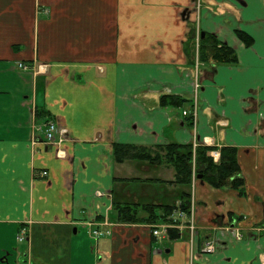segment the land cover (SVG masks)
Here are the masks:
<instances>
[{
    "label": "crops",
    "instance_id": "crops-1",
    "mask_svg": "<svg viewBox=\"0 0 264 264\" xmlns=\"http://www.w3.org/2000/svg\"><path fill=\"white\" fill-rule=\"evenodd\" d=\"M202 32L233 48L237 63L198 71ZM188 109L195 121L182 115ZM45 120L57 128L51 142L35 129ZM193 141L236 148L244 196L198 176L170 183L166 163L113 157V144L153 151ZM183 193L191 244L189 217L177 238L153 236ZM126 205L139 221H121ZM22 228L17 251L9 240ZM93 229L109 234L94 238ZM15 258L264 264V0H0V264Z\"/></svg>",
    "mask_w": 264,
    "mask_h": 264
},
{
    "label": "trees",
    "instance_id": "trees-1",
    "mask_svg": "<svg viewBox=\"0 0 264 264\" xmlns=\"http://www.w3.org/2000/svg\"><path fill=\"white\" fill-rule=\"evenodd\" d=\"M237 37L244 45L249 46L252 38L242 31H237ZM199 59L201 62L212 64L233 65L237 63V56L233 48L219 41L213 34L204 33L199 40ZM165 102L170 104H182L185 100L175 96H163ZM162 101V103H165ZM157 150L152 153L151 150L144 147L131 145L113 144V157L115 162L121 163L125 159L145 160L151 164H160L163 159L166 164L173 167L175 171L174 181L179 185L188 186L192 180L193 172L195 176H201L202 180L215 189L230 188L237 191L239 196L245 195V180L237 162V150L232 146H222L219 148V160L214 162L209 156L213 147L198 145L193 147L191 144L169 143L156 146ZM194 152V160H193ZM163 154V155H162ZM191 199L188 193L181 194L178 206L169 207L165 214L167 223H171L169 218L173 212L182 211L190 213ZM121 221L134 223L136 219L130 208L126 205L119 208ZM151 212V211H150ZM149 212V213H150ZM151 214V213H150ZM152 215V214H151ZM152 217V216H151ZM149 224L155 223L150 217L146 220ZM169 239H175L178 236L174 228L167 229Z\"/></svg>",
    "mask_w": 264,
    "mask_h": 264
},
{
    "label": "built area",
    "instance_id": "built-area-1",
    "mask_svg": "<svg viewBox=\"0 0 264 264\" xmlns=\"http://www.w3.org/2000/svg\"><path fill=\"white\" fill-rule=\"evenodd\" d=\"M18 67L19 68H22V69H26L27 68V65H23V64H18ZM197 86L195 85V88ZM183 115H187L189 117H191V119H195V110H192L191 113L189 112H185L183 111ZM37 131H40L44 134V137L46 139V141L48 142H51L55 139V135L57 133V128H56V125L55 123L52 121V120H45L43 123H41V125H37L36 128H35ZM195 145V144H194ZM210 156L212 157V159L214 161H217L218 160V152L217 151H212L210 153ZM40 175L41 177H44L47 175V172L46 171H42L40 172ZM180 217L184 216V212H179L178 214ZM191 230L194 228L193 227V223L191 222L188 226ZM165 233L166 235V230L164 229L163 231L161 229H155L153 230V235L154 236H160L161 234ZM93 234L94 235H101V232H98L96 230L93 231ZM26 236V230L24 228H22L20 231H19V235L17 237V240L18 241H22ZM205 251L207 253H212L214 251V248H213V242H209L207 245H205Z\"/></svg>",
    "mask_w": 264,
    "mask_h": 264
},
{
    "label": "rangeland",
    "instance_id": "rangeland-1",
    "mask_svg": "<svg viewBox=\"0 0 264 264\" xmlns=\"http://www.w3.org/2000/svg\"><path fill=\"white\" fill-rule=\"evenodd\" d=\"M196 43L198 44V46H199V40H198V38H197V40L195 41V44L193 45V48H194V51H195V48H196ZM202 64V62H201V60L199 59V61L196 63L195 61L193 62V64H194V66L196 67V69L199 71L200 69H201V65H198V64ZM205 63V62H204ZM205 64H209V63H205ZM194 85V90L196 91V90H198L197 91V93L199 92V90H200V85H201V82H200V79L199 78H197V75L196 74H194V76H193V82H192ZM195 85L197 86L196 88H195ZM196 114V113H195ZM194 142V141H193ZM195 143V145L194 144H191V145H193V147H196V146H198V145H202V144H200V143H197V141L196 142H194ZM206 146V145H205ZM209 146V145H208ZM155 148L153 149V151H152V153H155L156 152V150H157V148H156V146H154ZM209 147H213V146H209ZM213 149H215L217 152H218V158H219V156H220V153H219V148L218 147H213ZM163 155V154H162ZM193 160H194V152H193ZM161 163L160 164H154V165H164V160L162 159L161 161H160ZM196 174L193 172V176H192V178H193V180H196V176H195ZM191 199V198H190ZM193 222H194V220H193ZM193 227L195 228L196 226H195V224H193ZM187 230H188V232H189V238H188V243L189 244H191V242H192V240H193V238L190 236L191 235V232H192V230L190 229V228H187ZM93 232V231H92ZM18 236V235H17ZM26 236H27V234H26ZM102 236H104V234H101V235H99V237H102ZM237 236H238V238H240V236L237 234ZM25 240V238L22 240V241H17V238H10V240H9V245H11V248L13 249V248H15L17 251L19 250V248H22L23 250L25 249V245H26V240ZM89 243L91 242V241H88ZM89 243H88V245H89ZM194 244V241H193V243H192V245ZM22 251V250H21ZM21 251H19V252H21ZM62 260V259H61ZM64 260V259H63ZM2 260L0 259V262H1ZM58 261H59V259H58ZM61 262H63V261H61ZM3 263H4V261H3ZM25 263L26 264H30V261L28 260V259H26L25 260ZM6 264H24V263H22L18 258H15L14 260H11L10 261V263H6ZM61 264V263H60ZM82 264H89V263H87L86 261H84V259H83V261H82ZM91 264V263H90Z\"/></svg>",
    "mask_w": 264,
    "mask_h": 264
},
{
    "label": "flooded vegetation",
    "instance_id": "flooded-vegetation-1",
    "mask_svg": "<svg viewBox=\"0 0 264 264\" xmlns=\"http://www.w3.org/2000/svg\"><path fill=\"white\" fill-rule=\"evenodd\" d=\"M215 246H216V245H215V242H213V248H214V251H215ZM214 251H213V252H214ZM213 252H212V253H213Z\"/></svg>",
    "mask_w": 264,
    "mask_h": 264
},
{
    "label": "water",
    "instance_id": "water-1",
    "mask_svg": "<svg viewBox=\"0 0 264 264\" xmlns=\"http://www.w3.org/2000/svg\"><path fill=\"white\" fill-rule=\"evenodd\" d=\"M204 34H203V32L201 33V36H203ZM198 177H200V176H198Z\"/></svg>",
    "mask_w": 264,
    "mask_h": 264
},
{
    "label": "bare ground",
    "instance_id": "bare-ground-1",
    "mask_svg": "<svg viewBox=\"0 0 264 264\" xmlns=\"http://www.w3.org/2000/svg\"><path fill=\"white\" fill-rule=\"evenodd\" d=\"M209 242H207L205 245H207Z\"/></svg>",
    "mask_w": 264,
    "mask_h": 264
}]
</instances>
